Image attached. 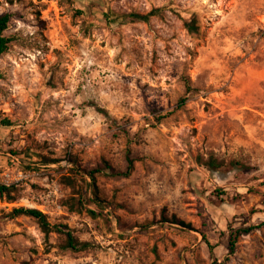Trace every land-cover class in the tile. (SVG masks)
Here are the masks:
<instances>
[{
  "label": "clouds",
  "instance_id": "obj_1",
  "mask_svg": "<svg viewBox=\"0 0 264 264\" xmlns=\"http://www.w3.org/2000/svg\"><path fill=\"white\" fill-rule=\"evenodd\" d=\"M0 264H264V0H0Z\"/></svg>",
  "mask_w": 264,
  "mask_h": 264
},
{
  "label": "trees",
  "instance_id": "obj_2",
  "mask_svg": "<svg viewBox=\"0 0 264 264\" xmlns=\"http://www.w3.org/2000/svg\"><path fill=\"white\" fill-rule=\"evenodd\" d=\"M7 21V17H4L3 20H0V24H3Z\"/></svg>",
  "mask_w": 264,
  "mask_h": 264
}]
</instances>
